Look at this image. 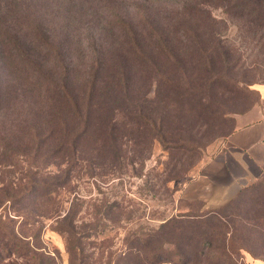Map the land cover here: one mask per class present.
<instances>
[{"label": "rangeland", "instance_id": "1", "mask_svg": "<svg viewBox=\"0 0 264 264\" xmlns=\"http://www.w3.org/2000/svg\"><path fill=\"white\" fill-rule=\"evenodd\" d=\"M248 10L220 0H0V216L24 239L38 235L37 249L58 264L69 256L52 228L73 198L89 264L120 251L126 232L154 233L188 214L207 215L205 230L217 232L197 264L264 260V221H252L264 216L261 201L219 210L248 182L238 168L234 194L181 196L201 161L198 173L214 164L236 116L264 108L255 92L264 5ZM201 32L209 66L199 59ZM117 202L133 211L128 223Z\"/></svg>", "mask_w": 264, "mask_h": 264}, {"label": "trees", "instance_id": "2", "mask_svg": "<svg viewBox=\"0 0 264 264\" xmlns=\"http://www.w3.org/2000/svg\"><path fill=\"white\" fill-rule=\"evenodd\" d=\"M227 4V8L236 9L238 7L248 8L249 13L255 11L264 5L261 0H220ZM251 10V11H250ZM258 11V10H257ZM251 22L250 20H248ZM203 25V24H202ZM203 27V26H201ZM203 31V30H202ZM204 32H201L198 36L199 50H200V62L205 63L207 66L210 64L209 55L204 52V48L207 44L203 38ZM188 41V40H187ZM187 44H190L188 41ZM199 55V53L197 54ZM203 65V64H202ZM204 66V65H203ZM261 83L259 85H263ZM260 100L259 93L255 91ZM254 106V103L241 114L246 113ZM152 129L155 130V134L159 139V142L164 146L161 135L155 127V123H152ZM235 127L231 129L227 135L228 137ZM231 157L236 163L239 169L240 175L243 180L248 182L247 184L240 186L234 197L223 205L219 210H228L238 204V200L244 198H250L253 202L260 205H264V175L259 180H252L254 178L253 171L247 163L241 158L238 152H230ZM73 167L76 166V160H73ZM195 165V164H194ZM193 167V166H192ZM176 177H168L165 181L171 182ZM178 188L172 189V192L178 191ZM171 192V191H170ZM81 207V201L73 198L69 203V207L64 216L55 220L53 230L58 232L64 237L65 249L69 256L68 264H89L88 259L90 256L84 255V243L89 238V231L84 224H77L76 215ZM112 207L116 208L120 214V217L124 218V222H129L133 218V211L131 209H125V206H121L118 202ZM111 208V205L110 207ZM207 215H176L165 220L160 224L157 231L151 233L150 230H145L138 234H131L126 232L121 242V250L114 252L110 251L102 263L99 260H95L93 264H157L159 261H166L169 264H197L202 261L205 256L203 249L211 248L210 239L217 233L215 227L205 230L203 224ZM120 218V221H122ZM137 217L136 219H138ZM214 218V217H213ZM264 216L252 220L253 225L259 226V220ZM243 221H248V218H241ZM252 219V218H251ZM248 224H252L251 220ZM99 223H96L92 227V236L96 239L104 231ZM30 230L29 228L27 231ZM155 234H158L157 236ZM169 235L164 239V235ZM178 236L177 240L172 239ZM24 239L17 231L14 230V225L6 219L0 216V264H58L57 259L50 255L38 250L37 246L39 242L38 235L34 232L31 236H25ZM99 239V238H98ZM107 240H100L99 248L107 249L105 244ZM124 249V250H122ZM165 255V258H161ZM253 260H260L264 263L263 259L255 258Z\"/></svg>", "mask_w": 264, "mask_h": 264}, {"label": "crops", "instance_id": "3", "mask_svg": "<svg viewBox=\"0 0 264 264\" xmlns=\"http://www.w3.org/2000/svg\"><path fill=\"white\" fill-rule=\"evenodd\" d=\"M255 90L259 93L261 103H264V84L257 85ZM235 123L234 131L225 138L221 148L213 157L214 166H209L203 173H198L202 170L198 167L205 164L204 160L201 161L193 177L183 187L182 198L186 200L203 199L205 203H209L214 196L223 194L228 187L233 188L234 194L239 188V186L236 188L238 183L236 184L237 177L235 176L238 169L230 152H238L252 171L264 169V108L254 105L246 113L237 115ZM251 264L264 263L260 260H253Z\"/></svg>", "mask_w": 264, "mask_h": 264}]
</instances>
